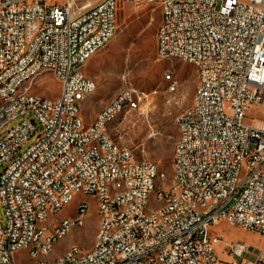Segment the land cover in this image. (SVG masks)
<instances>
[{
    "label": "built area",
    "instance_id": "2783aa9c",
    "mask_svg": "<svg viewBox=\"0 0 264 264\" xmlns=\"http://www.w3.org/2000/svg\"><path fill=\"white\" fill-rule=\"evenodd\" d=\"M125 1L159 9L157 56L197 65L205 77L202 106L176 120L177 183L162 193L157 165L129 163L133 151L103 132L115 106L138 108L134 91L111 99L89 126L81 117L79 93L96 90L92 78L80 84L81 65L115 36L118 0L79 7L75 0H0V264H16L36 220L48 223V208L57 215L68 196L92 200L100 232L89 250L72 245L52 264H264V115L254 118L264 109V0ZM45 70L59 74L53 99L28 88ZM16 91H29V99ZM163 196L172 204L158 211ZM194 200L211 203V211L194 209ZM222 222L262 239L253 262L243 259L246 243L212 233ZM47 223L37 250L54 249L49 238L59 234L47 232ZM71 223L79 219L64 229Z\"/></svg>",
    "mask_w": 264,
    "mask_h": 264
},
{
    "label": "rangeland",
    "instance_id": "374dc122",
    "mask_svg": "<svg viewBox=\"0 0 264 264\" xmlns=\"http://www.w3.org/2000/svg\"><path fill=\"white\" fill-rule=\"evenodd\" d=\"M50 4H63L65 0H47ZM97 0H75L79 7ZM248 0H241L246 3ZM117 30L109 43L95 54L83 67L84 74L97 83L93 95L103 102L98 110L124 90H132L139 97L138 108L124 111L109 125L110 137L120 146L133 151L137 161H147L157 165L166 174V180L158 186L168 188L172 185L173 147L179 130L176 120L192 105L198 86V73L191 64L178 60H162L156 53L155 34L161 20L159 9L154 5L134 6L125 0H118L116 13ZM169 74V79H167ZM35 92L53 99L58 96L60 85L49 74L38 79ZM42 84V85H41ZM254 118L264 115L262 107L256 108ZM95 107L91 109V113ZM21 119L12 122L15 126ZM256 125V120H246ZM36 132L18 151L23 153L35 141ZM2 169H0L1 172ZM76 201L64 206L57 218H73ZM0 218L5 225V217L0 205ZM98 229L95 206L90 200L89 209L84 215L82 225L74 227L59 240L47 260L61 256L72 245L89 250L94 244ZM212 233H223L228 239L241 241L249 246L243 259L254 261L253 254L263 245L262 239L255 233L245 231L238 226L225 222L210 228ZM222 259L226 257L218 252ZM252 254V255H251ZM32 260L24 251L14 254L16 264H31Z\"/></svg>",
    "mask_w": 264,
    "mask_h": 264
},
{
    "label": "bare ground",
    "instance_id": "6f19581e",
    "mask_svg": "<svg viewBox=\"0 0 264 264\" xmlns=\"http://www.w3.org/2000/svg\"><path fill=\"white\" fill-rule=\"evenodd\" d=\"M161 21V20H160ZM106 45H98V52L104 48ZM162 60L172 61L178 60V57H169V56H158ZM85 64L81 65L80 69V84L82 85H89V80L91 78L87 77L84 74L83 67ZM198 73V86L196 88L195 94L193 96L192 105L184 110L178 118L183 117L190 111L194 109L195 106H202V96L201 92L204 91L205 86V77H203V73L197 65H193ZM51 75L56 81H59V74H55L53 70H45L38 74V78L28 80V88L35 89L38 85V79L44 75ZM170 77L167 76V79ZM42 85V84H41ZM16 98L21 99H29V91H16ZM87 98V93H79V102L84 101ZM125 111V106H115L114 112L110 114L108 120L103 122V132L106 135H109V125L113 123L123 112ZM178 120V119H177ZM179 135L182 136V126H178ZM176 145H180V138H177L174 147ZM129 163H136V159L134 155H129ZM172 185L168 188H162V193H170L177 183V171L175 165L172 164ZM166 180V174L163 171H157L156 176H154V183H158L159 181ZM107 197L108 199H115V190H107ZM76 201L75 204V215L73 218L63 217L58 219L57 215L62 210L64 206H59L57 209V215L55 213V208H48V223H47V216H40L38 220L34 223V228L32 230V235L27 237V246L24 249V252L30 257L32 260H41L43 264H52L55 262L57 258L52 261L47 260V257L51 254L53 250L51 249H41L37 250L38 243H43L44 237V230L46 228L47 223V232L50 234H59L57 236L49 238V247L55 246V244L64 238L74 227L80 226L83 223L84 215H86L89 204L87 203L86 199H76V196H68L67 197V205ZM172 204V197L171 196H163L160 197L158 200V211H165L167 207H170ZM194 209L200 210V212H207L211 211V203H203L201 200H194ZM98 218V229L97 233L100 232V215L97 214ZM79 219V223H71V227H67L64 229L65 225L69 224L74 220ZM96 233V234H97ZM71 247L67 250L70 251ZM73 257H80V250H73Z\"/></svg>",
    "mask_w": 264,
    "mask_h": 264
},
{
    "label": "crops",
    "instance_id": "0c3cea01",
    "mask_svg": "<svg viewBox=\"0 0 264 264\" xmlns=\"http://www.w3.org/2000/svg\"><path fill=\"white\" fill-rule=\"evenodd\" d=\"M96 88H97V83H96ZM102 102H103V100L102 99H99L98 96H95V95L91 94L89 97H87L84 101H82L80 103V113H81V117H82L83 122H84V124L86 126H89V125H91L94 122V120L96 118V115L101 110V109L98 110L97 105L100 104V103H102ZM92 107L93 108L95 107V111H93V113H91ZM221 249H222V246H218L217 247V252H221ZM258 249L256 250L255 254L258 252ZM222 254H224V253H222ZM52 260H54V259H52Z\"/></svg>",
    "mask_w": 264,
    "mask_h": 264
}]
</instances>
